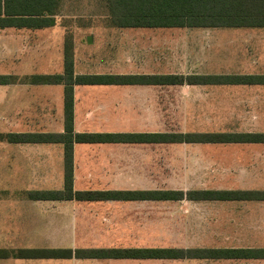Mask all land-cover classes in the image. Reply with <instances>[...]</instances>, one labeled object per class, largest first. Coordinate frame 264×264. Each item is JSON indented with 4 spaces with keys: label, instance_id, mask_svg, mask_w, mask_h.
Returning a JSON list of instances; mask_svg holds the SVG:
<instances>
[{
    "label": "crops",
    "instance_id": "1",
    "mask_svg": "<svg viewBox=\"0 0 264 264\" xmlns=\"http://www.w3.org/2000/svg\"><path fill=\"white\" fill-rule=\"evenodd\" d=\"M253 35L255 34L251 36ZM28 36L34 38L32 35ZM63 47L62 43V69L57 74L63 72ZM72 51L74 74H86L75 70L73 47ZM243 52L248 53V58L246 57L245 63L242 64L246 71L203 75L264 76L261 73L247 72L251 61L250 51L242 49L240 53ZM0 75H12L18 79L31 76L12 73ZM31 86L46 85L24 82L0 85L1 89H8L10 94L7 99L0 102V122L7 118L10 120V124L5 125L7 131H0V136L8 133L64 132L63 86L49 85L60 86L61 91L54 104L49 102L50 105H43L39 116L32 113L31 109H27L22 98L29 94L28 88ZM229 86L238 87L235 89L244 93L236 106V119H241V122L235 131L219 133L264 134V96H261L264 93V84L202 87ZM10 87H14V93H10ZM130 87L162 86L74 85V133H143L125 127L124 119L115 110V104H108V96L115 89ZM15 94L22 102L11 104L9 98ZM36 118L38 121L33 124L32 121ZM180 147L189 150L187 152L195 151L196 154L192 156L194 163L197 166L202 165L201 178L199 182L197 181L200 187L136 188L131 186L129 177L124 178L125 174L128 176L130 173L128 170L130 168L126 167L125 170V165L131 164L132 152H155L156 149ZM192 158L188 157V160ZM136 159V162L140 163V158ZM0 165L11 169L12 183L16 186V189L0 187V213L7 210L11 212L10 233L6 235L7 238L0 236L1 251L164 248L206 251L264 250V199L204 197L201 200H190L185 195L179 200L131 199L125 194H112L106 198L95 199H32L33 192L63 190V145L7 143L0 139ZM72 189L76 192L104 193L163 190L183 193L188 191L264 193V143L170 145L74 143ZM16 243L18 245H15ZM0 264H264V257L23 259L9 256L0 258Z\"/></svg>",
    "mask_w": 264,
    "mask_h": 264
},
{
    "label": "rangeland",
    "instance_id": "2",
    "mask_svg": "<svg viewBox=\"0 0 264 264\" xmlns=\"http://www.w3.org/2000/svg\"><path fill=\"white\" fill-rule=\"evenodd\" d=\"M65 41L73 44L75 70L86 74L236 73L246 71L242 64L248 53L241 54L242 49L250 51L247 72L264 74V29L115 28L109 25L103 0H61L51 28L0 30V74L60 73ZM235 88H119L109 94L108 104H115L125 127L134 131L231 132L241 122L236 119V106L244 95ZM7 90L0 88V102L10 95ZM60 91V86H31L22 98L27 109L39 116L43 105L54 104ZM16 94L9 98L11 104L22 102ZM9 124L8 118L0 122V131H7ZM187 151L180 147L132 152L131 164L125 165L130 173L124 178L129 177L136 188L200 187L202 165L194 163L195 151ZM10 170L0 165V187L16 189ZM10 216V210L0 213L1 237L10 233Z\"/></svg>",
    "mask_w": 264,
    "mask_h": 264
},
{
    "label": "trees",
    "instance_id": "3",
    "mask_svg": "<svg viewBox=\"0 0 264 264\" xmlns=\"http://www.w3.org/2000/svg\"><path fill=\"white\" fill-rule=\"evenodd\" d=\"M109 25L121 29H259L264 28V0H103ZM61 0H0V28L43 29L53 27ZM24 82L63 86L64 132L8 133L0 139L7 143H60L64 147V188L62 191L33 192L32 199H95L125 194L131 199L156 198L190 200L204 197L219 199H264L259 192L203 191H132L76 192L72 189V145L74 143L108 144H223L264 143V134L219 132L157 133H74V85L182 86L264 84V76L203 74H74L72 44L63 47V72L56 75H31L18 79L0 75V85ZM23 259H122V258H203L264 257V250L201 249H22L1 251L0 258Z\"/></svg>",
    "mask_w": 264,
    "mask_h": 264
},
{
    "label": "water",
    "instance_id": "4",
    "mask_svg": "<svg viewBox=\"0 0 264 264\" xmlns=\"http://www.w3.org/2000/svg\"><path fill=\"white\" fill-rule=\"evenodd\" d=\"M88 41L90 42V38H88Z\"/></svg>",
    "mask_w": 264,
    "mask_h": 264
}]
</instances>
